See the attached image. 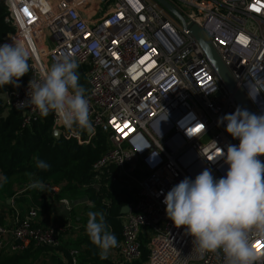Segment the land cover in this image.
Segmentation results:
<instances>
[{
  "label": "built area",
  "instance_id": "1",
  "mask_svg": "<svg viewBox=\"0 0 264 264\" xmlns=\"http://www.w3.org/2000/svg\"><path fill=\"white\" fill-rule=\"evenodd\" d=\"M3 1L5 21L14 31L0 44L14 39L31 51L27 78L6 94L4 110L20 112L22 127L42 117L20 104L28 99L29 80L65 55L78 61L92 126L69 130L53 114L52 136L91 149L99 136L104 138L106 150L91 166L83 189L93 191L106 208L112 199L120 205L121 239L108 262L138 263L145 246L146 264H223L219 253L192 252L193 238L167 218L163 203L185 177L194 179L205 169L216 179L224 176L223 151L239 143L226 124H218L238 105L180 21L155 0H99L96 9L92 2L97 0ZM164 1L185 24L203 31L255 113L264 114V92L255 101L247 95V82L264 78V0ZM102 10L107 12L93 19ZM258 159L264 162V156ZM40 190L50 195V203L66 208L73 203L64 196L56 199L58 189L48 182ZM36 209L25 216L15 213L11 226L0 222V253L31 245L60 248L73 225L40 226ZM253 243L259 245L257 264H264V239L254 237ZM79 252L70 247L63 264H79Z\"/></svg>",
  "mask_w": 264,
  "mask_h": 264
},
{
  "label": "clouds",
  "instance_id": "2",
  "mask_svg": "<svg viewBox=\"0 0 264 264\" xmlns=\"http://www.w3.org/2000/svg\"><path fill=\"white\" fill-rule=\"evenodd\" d=\"M30 56L25 42L12 39L11 43L0 44V89L20 86L19 79L30 70ZM78 68L74 56H63L38 78L29 80L28 99L20 104L34 107L42 117L53 113L69 130L91 128L89 98L79 83ZM247 89L248 98L255 101L264 92V78L248 81ZM218 124H226V132L239 141L222 150L228 165L225 175L216 179L205 169L194 179L185 177L164 195L166 216L193 238L195 254L219 253L223 264H257L261 257L253 238L264 239V162L258 159L264 156V114L237 107L220 117ZM34 162L39 170L50 167L39 157H34ZM5 183L7 177L0 174V187ZM28 187L39 190L42 182L32 181ZM87 216L85 232L99 249L100 258L107 259L118 246L117 238L102 211H89Z\"/></svg>",
  "mask_w": 264,
  "mask_h": 264
},
{
  "label": "trees",
  "instance_id": "3",
  "mask_svg": "<svg viewBox=\"0 0 264 264\" xmlns=\"http://www.w3.org/2000/svg\"><path fill=\"white\" fill-rule=\"evenodd\" d=\"M6 16L7 10L4 1L0 0V41L7 34L14 31L10 24L5 21ZM26 78L27 74L21 77L20 80ZM14 89L15 87L12 85H5L3 89H0V94H7ZM4 110L5 105L0 100V174L7 178L14 175H28L33 178L32 181L39 180L42 183L49 182L50 177L61 174L66 183L71 184L72 187L76 184L83 185L89 182L91 166L106 150L103 137H98L93 149L82 148L73 139H55L52 136L53 113H50L47 117H41L28 127H22L23 117L20 112L9 110L6 117H2ZM34 157L45 160L50 167L47 170L37 169ZM38 191L36 190V192ZM38 193L43 194L45 191H39ZM87 195L95 208L105 214L106 223L109 227L114 228L117 241H120L122 224L119 221V203L112 199V205L106 208L102 204V199L96 196L93 191L89 190ZM60 197L56 196V199ZM42 202L44 201L42 200ZM72 245L77 248L80 245L86 246L85 260L87 264H111L107 259L102 260L100 258L99 249L91 243L89 238ZM70 247L65 243L57 251L59 250L68 258ZM36 248L47 250L50 253L55 252L51 248L31 245L24 251V254ZM15 254L10 256L2 253L0 264H22L24 261L23 255ZM146 261L147 251L143 246L141 248V260L135 264L146 263ZM58 264L62 263L58 260Z\"/></svg>",
  "mask_w": 264,
  "mask_h": 264
},
{
  "label": "rangeland",
  "instance_id": "4",
  "mask_svg": "<svg viewBox=\"0 0 264 264\" xmlns=\"http://www.w3.org/2000/svg\"><path fill=\"white\" fill-rule=\"evenodd\" d=\"M95 7L94 9L100 7L102 2L97 0L92 2ZM106 10H102L99 14L94 12L93 19L100 18L106 13ZM32 177L28 175H14L7 178V183L0 187V216H10L11 212L25 216L27 212L33 207L30 202L32 201L33 196H39L38 192L35 189L28 187L29 183L32 182ZM49 184L55 186L58 189V196H64L69 200H72L73 203L68 208L55 203L46 207H36V223L42 224V226H47L53 224L54 226H65L67 224L73 225L74 229L69 230V239H73V244L78 243L79 241H84V239L89 238L85 232V225L88 219L87 213L89 211H99L95 208L93 203L90 202L86 191L83 189L82 184H76L71 186L67 184L63 178V175L57 174L53 177H50L48 180ZM28 187V188H27ZM76 187V188H75ZM47 192L43 193L41 198L45 202V196ZM31 200V201H30ZM8 202V204H7ZM91 205V206H90ZM15 216V215H14ZM121 222V219L119 218ZM37 223V224H38ZM76 226H75V225ZM108 225V224H107ZM2 226H9L2 224ZM109 226V225H108ZM112 233H114V228L110 227ZM68 240V239H66ZM83 244V243H82ZM79 264L86 263V246L80 245L79 247ZM25 251V250H24ZM24 251L15 253H9L5 255L12 256L23 255L22 264H58L57 258L60 260H66L67 258L59 250L50 253L47 250L41 249H32L27 254H24ZM2 253L0 254V258ZM141 264H146L145 262Z\"/></svg>",
  "mask_w": 264,
  "mask_h": 264
},
{
  "label": "water",
  "instance_id": "5",
  "mask_svg": "<svg viewBox=\"0 0 264 264\" xmlns=\"http://www.w3.org/2000/svg\"><path fill=\"white\" fill-rule=\"evenodd\" d=\"M161 6H163L172 16L178 19L183 27V29L188 32V34L195 40L199 49L206 57L211 67L213 68L216 75L222 81L226 89L232 94L235 102L237 103L239 108L247 109L250 113H255L253 107L251 106L248 99L245 97L240 88L237 87L235 81L233 80L231 74L228 69L223 65L217 53L211 46L209 40L203 33V31L195 24H185L179 14L164 0H155ZM7 96L6 94H0V100L5 105ZM6 112L2 113V117H6ZM8 203V202H7ZM128 211V208L125 207L122 209L121 213L124 215Z\"/></svg>",
  "mask_w": 264,
  "mask_h": 264
},
{
  "label": "crops",
  "instance_id": "6",
  "mask_svg": "<svg viewBox=\"0 0 264 264\" xmlns=\"http://www.w3.org/2000/svg\"><path fill=\"white\" fill-rule=\"evenodd\" d=\"M28 188V187H27ZM37 189H35V191H36ZM39 191H42V190H40L39 189ZM38 191V192H39ZM46 193V192H45ZM39 196H33L34 198H32V201L30 202V204L33 206V207H40V208H42L43 206L44 207H46L47 208V206H50V205H54L55 203H50L49 202V197H50V195L49 194H47V196H45V202H42V198H41V196H42V194H38ZM44 201V200H43ZM8 204V203H7ZM0 222H1V224H6V225H9V226H11L12 224H13V222H14V211L13 212H11V214H10V216H0ZM38 223V222H37ZM38 225H40V226H42V224H39L38 223ZM69 237V234H66L65 235V237L63 238V240H62V244H68L69 246H71V247H73V242H72V240L73 239H69L68 238ZM66 239H68V240H66ZM57 260H59L62 264H63V260H60V259H58L57 258Z\"/></svg>",
  "mask_w": 264,
  "mask_h": 264
},
{
  "label": "snow or ice",
  "instance_id": "7",
  "mask_svg": "<svg viewBox=\"0 0 264 264\" xmlns=\"http://www.w3.org/2000/svg\"><path fill=\"white\" fill-rule=\"evenodd\" d=\"M141 43H143V41ZM194 131L199 132V128L197 127L196 129H194Z\"/></svg>",
  "mask_w": 264,
  "mask_h": 264
}]
</instances>
